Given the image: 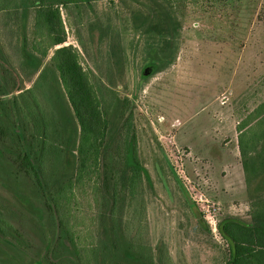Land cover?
Instances as JSON below:
<instances>
[{
	"label": "trees",
	"instance_id": "16d2710c",
	"mask_svg": "<svg viewBox=\"0 0 264 264\" xmlns=\"http://www.w3.org/2000/svg\"><path fill=\"white\" fill-rule=\"evenodd\" d=\"M96 1L115 0H0V187L8 196L0 198V264H169L162 246L155 255L126 234L125 211H143L144 190L152 185L138 150L135 107L118 89L126 62L119 31L98 18L87 26L96 52L106 48V71L97 67L99 75L84 69L70 46L55 49L45 63L49 50L66 41L59 8L80 25L83 9L93 11ZM150 1L140 26L147 24L148 56H158L162 69L172 60L167 51L179 24ZM4 11L16 22L3 24ZM1 36L20 44L13 51L18 66ZM36 73L25 88L23 74ZM237 144L250 185L264 174V104L239 123ZM84 192L96 209L98 235L82 257L72 211ZM9 204L35 243L14 225ZM217 230L226 248L213 264H264V192L254 199L249 221L225 217Z\"/></svg>",
	"mask_w": 264,
	"mask_h": 264
},
{
	"label": "rangeland",
	"instance_id": "374dc122",
	"mask_svg": "<svg viewBox=\"0 0 264 264\" xmlns=\"http://www.w3.org/2000/svg\"><path fill=\"white\" fill-rule=\"evenodd\" d=\"M90 5L93 11L83 9L80 25L59 8L66 41L49 50L45 63L55 49L70 46L84 69L106 71V48L96 52L87 26L98 18L120 33L126 62L118 89L135 107L138 150L152 185L144 190L143 211H125L127 238L155 255L162 246L169 264H213L226 248L218 222L229 216L249 221L254 199L264 192V174L247 185L237 144L239 123L264 104V0H157L179 24L167 51L172 60L162 69L158 56H148L147 24L140 26L150 0ZM4 12L3 24L16 22ZM32 23L30 14L29 39ZM1 39L18 66L17 39ZM38 74H23L24 87ZM3 195L8 197L0 187ZM90 197L78 194L72 211L82 257L98 235ZM8 207L14 225L35 243L21 212Z\"/></svg>",
	"mask_w": 264,
	"mask_h": 264
}]
</instances>
